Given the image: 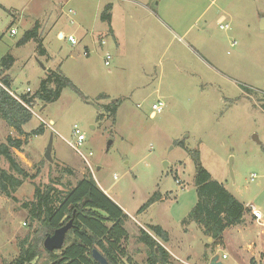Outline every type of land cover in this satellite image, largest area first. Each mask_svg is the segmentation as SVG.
I'll use <instances>...</instances> for the list:
<instances>
[{
	"label": "rangeland",
	"instance_id": "rangeland-1",
	"mask_svg": "<svg viewBox=\"0 0 264 264\" xmlns=\"http://www.w3.org/2000/svg\"><path fill=\"white\" fill-rule=\"evenodd\" d=\"M90 1L0 0V62L12 59L5 72L12 82L9 92L33 95L51 70L84 96L66 87L55 102L34 101L23 130L29 134L43 125L44 133L28 138L21 152L12 149L16 161L30 175L37 173L35 184L56 181L59 191L90 174L128 216L123 263L146 264L147 250L137 242L139 226L160 225L175 241L195 225L182 222L198 201L197 167L186 150H198L212 179L246 206L249 223L229 229L227 242L240 254L247 255L249 246L257 252L247 263L231 249L218 247L213 254L226 253L224 264H264V0H149L156 17L138 18L119 50L113 38L101 34L102 22L92 11L81 18ZM36 22L37 38L17 45ZM226 24L228 29H220ZM69 35L76 45L67 41ZM85 45L89 56L83 54ZM115 101L112 116L106 108ZM157 101L163 111L151 117ZM74 126L84 139L82 153L92 154L90 168L65 142L74 140ZM51 136L48 162L44 153ZM9 137L25 138L0 119V143ZM0 166L8 169L3 160ZM33 190L26 181L15 200L0 193V264L18 257L19 242L36 226L22 208L32 201ZM156 193L164 200L139 213ZM254 209L260 226L250 220ZM208 240L194 241V254H203ZM180 260L169 255V264H183Z\"/></svg>",
	"mask_w": 264,
	"mask_h": 264
},
{
	"label": "trees",
	"instance_id": "trees-1",
	"mask_svg": "<svg viewBox=\"0 0 264 264\" xmlns=\"http://www.w3.org/2000/svg\"><path fill=\"white\" fill-rule=\"evenodd\" d=\"M110 11L111 6L108 4L101 13L102 22L109 23ZM38 27L36 22L33 28L25 31L17 45L36 39L39 34ZM39 48L40 53L46 55L41 45ZM11 63L10 58L0 62V119L25 138L20 140L9 137L5 143H0V161L3 160L8 166L7 170L0 166V193L15 200L14 193L26 181H30L34 188L32 201L23 203L22 208L27 210L28 219L36 226L29 236L19 242L18 257L8 264H37L42 258L45 260L43 264H98L92 258L94 250L98 251L108 264H124L122 257H125V253L121 246L128 238L124 227L128 217L98 187L90 174L78 180L73 187L59 191L56 181L45 185L35 184L33 180L37 173L30 175L12 153V149L21 152L31 136L44 133L43 125L29 134L23 130V126L32 119L33 115L29 109L34 101L38 100L44 105L55 102L66 87L81 98H84L83 94L70 80L58 72L49 70L33 95H15L16 99L9 93L12 82L5 74L11 68ZM117 102L106 108L112 116L116 114ZM262 108L264 110V103ZM186 151L195 167L199 168L194 177L198 201L182 224L187 226L194 223L200 227L203 235L212 240L205 245V252L209 250L213 254L214 248L222 245L223 232L243 222L246 209L201 166L198 150ZM66 172L71 174L69 169ZM160 199L161 194H154L139 213ZM70 220L73 221L72 228L66 235L63 248L59 251H46L43 248L44 239ZM168 238L167 232L158 225H147V231L139 229L137 242L147 250L146 264H169V254L160 244L168 242Z\"/></svg>",
	"mask_w": 264,
	"mask_h": 264
},
{
	"label": "crops",
	"instance_id": "crops-1",
	"mask_svg": "<svg viewBox=\"0 0 264 264\" xmlns=\"http://www.w3.org/2000/svg\"><path fill=\"white\" fill-rule=\"evenodd\" d=\"M139 1H141V0H91L90 3H88L87 5L84 6L85 9H84V13L81 15V18L84 19L86 17V14H89L92 11L94 17H96V19L98 18L101 21V19H100L101 13H102L104 7L109 4L111 6L110 21H109V23L101 21L102 23H99L100 24L99 30L101 31V34L104 35L105 37L109 36V37L113 38L116 41L115 44L117 46V49L119 50L121 48V44L123 46L125 43L124 38L127 36V33H129V31L133 29V28L131 29L130 26L135 27V25L138 21V18L140 21V19H142L143 16L145 17V19L147 17H151V18L156 17L155 12L152 9L148 8L147 2L149 0H144L143 3L139 2ZM58 38L64 39L65 37L61 32H59ZM103 38L104 37H102L100 39H103ZM84 51L88 52V56L91 53L90 47H88V45H85ZM103 192L105 193V191H103ZM163 200H164V198L161 197V199L159 201H163ZM159 201H157V202H159ZM243 206L246 209V206L245 205H243ZM250 215H251L252 219H250V218L249 219L251 221L257 223L259 226L262 225L260 223L262 218L260 221L255 220L254 217L252 216V211L250 212ZM246 216L247 215L245 212L242 224H245L246 222L249 223V221H247ZM242 224L226 229L222 234V245L216 246L214 248V250L217 249L218 247L223 248L224 251L225 250L230 251V249H231L234 252V254H236L238 256V258L244 259V262L247 263V262H249V260L247 258H249V259L252 257L256 258L257 252H255L252 249V247L249 246L250 251L248 252L247 255L243 254V253L240 254L237 251L239 249V247L236 246L232 242H227V240L225 238V235L229 231V229L241 226ZM158 226H160V225H158ZM161 228L167 232L169 238H168V242H166V243H160L159 242V243L163 246V248L168 252V254L172 258H174L175 260L181 259L180 261L183 264H185V263L188 264V261H190V260H198V262H200V264H209L210 259L214 255H217L215 253L212 254L209 250L207 252L203 251V254L202 253L199 254L201 257L204 256L203 258H201L198 254H194V246L195 245L193 244V242L196 240L202 241V238L204 237L201 229L196 224L191 225V227H189V226L185 227L180 239L175 240V241L172 239V235H171L169 230H166V228H164V227H161ZM139 229H143L142 226H139ZM143 230L147 231V229H143ZM210 240H208L207 243ZM205 245L206 244H204V246ZM223 254L226 255V253H224V252L222 253V255ZM219 259L222 261L220 256H219ZM226 259H227V255H226ZM223 264H224V262H223Z\"/></svg>",
	"mask_w": 264,
	"mask_h": 264
},
{
	"label": "built area",
	"instance_id": "built-area-1",
	"mask_svg": "<svg viewBox=\"0 0 264 264\" xmlns=\"http://www.w3.org/2000/svg\"><path fill=\"white\" fill-rule=\"evenodd\" d=\"M220 29H222V30H226V29H228V25L226 24V25H220ZM12 33H14V30H12L11 31V34ZM67 41L71 44V45H76L77 44V41H76V39L74 38V36L73 35H69V36H67ZM99 44H100V46H103V45H105V41H104V39H101L100 41H99ZM83 54H84V56H88V52H86V51H84L83 52ZM110 59H111V57H110V55L109 54H106L105 55V59H104V65L105 66H108L109 65V61H110ZM29 92V90H26V92L25 93H28ZM13 97H15L16 98V96L14 95V94H12L11 92H9ZM17 99V98H16ZM163 108H164V105H163V103L162 102H160V101H157L156 103H154V104H152V106H151V117H155L156 115H158V114H160V113H162V111H163ZM30 111H31V109H29ZM31 113L32 114H34L33 113V111H31ZM73 134V141H66L65 140V142H66V144L88 165V167L90 168V165H89V161H88V156H91L92 154L91 153H89L88 154V156H86V155H84L83 153H82V151H81V147L83 146V142H84V139L81 137V132H80V130L78 129V127L77 126H74V129H73V132H72ZM254 177V176H253ZM253 177H252V179H253ZM115 179H116V177H115ZM177 183H178V181H176ZM252 216L254 217V219L255 220H257V221H260L261 220V215H260V213L258 212V211H256V210H252ZM221 259L222 260H224V259H226V255H222L221 256Z\"/></svg>",
	"mask_w": 264,
	"mask_h": 264
},
{
	"label": "water",
	"instance_id": "water-1",
	"mask_svg": "<svg viewBox=\"0 0 264 264\" xmlns=\"http://www.w3.org/2000/svg\"><path fill=\"white\" fill-rule=\"evenodd\" d=\"M260 29H264V21L261 22ZM254 140L257 141V138L254 137ZM51 151H52V136L50 137L49 143L46 147L44 158L48 162L52 161L51 158ZM231 172V167L229 168ZM199 168L197 167V171ZM72 220L68 223L63 225L62 227L56 229L51 236H48L43 241V248L48 252L59 251L63 248L65 243L66 235L68 231L72 228ZM92 258L98 264H108L106 259L96 250L92 252ZM209 264H223V262L219 259V255H214Z\"/></svg>",
	"mask_w": 264,
	"mask_h": 264
}]
</instances>
